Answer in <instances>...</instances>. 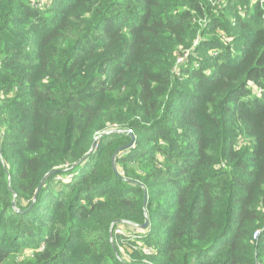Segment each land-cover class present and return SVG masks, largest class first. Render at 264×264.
<instances>
[{
  "label": "trees",
  "instance_id": "1",
  "mask_svg": "<svg viewBox=\"0 0 264 264\" xmlns=\"http://www.w3.org/2000/svg\"><path fill=\"white\" fill-rule=\"evenodd\" d=\"M0 264H264V0H0Z\"/></svg>",
  "mask_w": 264,
  "mask_h": 264
},
{
  "label": "water",
  "instance_id": "2",
  "mask_svg": "<svg viewBox=\"0 0 264 264\" xmlns=\"http://www.w3.org/2000/svg\"><path fill=\"white\" fill-rule=\"evenodd\" d=\"M116 131L119 132V131H121V130H118V129L107 130V131H103V132L99 133L98 135H96V136L94 137V139H93V141H92V144H91V146H90L88 152L86 153V155H84L83 157H81V158H80L77 162H75L73 165H76V164H78L79 162H81L82 160H84V159L86 158V156H87L89 153H91V152L93 151V149H94L95 146H96V140H97L98 137H100L101 135H105V134H108V133H110V132H116ZM126 132H127V133H130L129 130H127ZM131 143H132V142L130 141V142H128L127 144H125V145H123V146L117 148V149L113 152V154H112V167H113V170H116V165H115V157H116V154H117L121 149H124V148L129 147V146L131 145ZM54 171H55V169H52L50 172H48V173H46V174L44 175L43 179L40 181V183L38 184V186H37V188H36V190H35V192H34L33 200L35 199V197H36V195H37V193H38V191H39L41 185H42L43 182L45 181L46 177H47L50 173H53ZM113 223H114V222H112V224H113ZM147 224H148V219L146 218L145 221H144V223L141 225V227L144 228V227L147 226ZM109 235H110V240H111V230H110V232H109ZM111 245H112V247H113V250L115 251L114 244H113L112 241H111ZM115 252H116V251H115Z\"/></svg>",
  "mask_w": 264,
  "mask_h": 264
},
{
  "label": "rangeland",
  "instance_id": "3",
  "mask_svg": "<svg viewBox=\"0 0 264 264\" xmlns=\"http://www.w3.org/2000/svg\"><path fill=\"white\" fill-rule=\"evenodd\" d=\"M121 250H122V248H121ZM123 252H124V250H123ZM125 254V253H124ZM125 256H126V254H125Z\"/></svg>",
  "mask_w": 264,
  "mask_h": 264
},
{
  "label": "built area",
  "instance_id": "4",
  "mask_svg": "<svg viewBox=\"0 0 264 264\" xmlns=\"http://www.w3.org/2000/svg\"><path fill=\"white\" fill-rule=\"evenodd\" d=\"M260 1H263V0H260Z\"/></svg>",
  "mask_w": 264,
  "mask_h": 264
}]
</instances>
